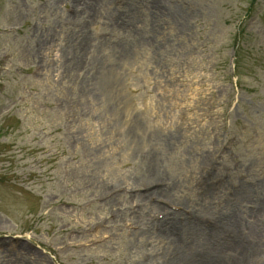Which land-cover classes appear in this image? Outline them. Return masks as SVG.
I'll use <instances>...</instances> for the list:
<instances>
[{"label": "rangeland", "instance_id": "1", "mask_svg": "<svg viewBox=\"0 0 264 264\" xmlns=\"http://www.w3.org/2000/svg\"><path fill=\"white\" fill-rule=\"evenodd\" d=\"M73 4L0 0V264H147L168 253L139 244L136 215L252 211L264 0H104L95 17ZM155 177L173 191H151Z\"/></svg>", "mask_w": 264, "mask_h": 264}, {"label": "bare ground", "instance_id": "2", "mask_svg": "<svg viewBox=\"0 0 264 264\" xmlns=\"http://www.w3.org/2000/svg\"><path fill=\"white\" fill-rule=\"evenodd\" d=\"M103 1L74 0L73 5L87 6V10L84 12L91 13L95 17L98 14V6ZM154 8L157 10L158 5H154ZM183 12L184 10H182L180 16L182 20L188 19V13L184 14ZM81 13L83 11L76 12L78 15ZM49 41L51 40L49 39ZM86 44L88 42L81 39L77 40L70 48L71 61L74 62L73 67L77 68V65L84 60V56L87 54V52H84L88 46ZM156 178L146 182L147 186L151 188V191L157 190L169 195L168 193L174 189V184L172 187L171 184L167 185L165 180ZM243 192L245 195L243 200L249 199V202L250 198H252L251 194H246L248 192L246 190ZM118 198L115 199L114 203L120 204L122 199ZM124 198L126 199L125 196ZM158 198H161V194H158ZM140 199V205H147V202H149L146 194L141 195ZM252 202H255V210L252 209L251 211L250 209L243 210L241 202L234 200L229 212L219 211L218 214L214 213L210 217L211 219L214 218L215 223L213 221L214 226H206L211 227L208 230H202L201 226L205 225L200 222H194L195 218H197V211L194 209L188 215L184 212L177 214V212L158 204L159 209L163 207L166 214L171 216H164L156 221L142 213L136 215L141 218L142 229L149 232L141 231L139 233L141 235L139 244H147L149 239H155L153 242L157 241L159 246L166 249V254L168 253L165 256L166 258H158L154 261H149L147 264H264V196H256V199ZM180 215H184L185 219L177 218ZM119 216L124 218L121 213ZM245 221H248V224L244 227L242 224ZM153 225H158L159 231H155V228L153 230ZM197 230L201 231L200 234H197V237L205 238L203 239L204 241L201 240L204 244L190 241ZM192 241L200 240L193 239Z\"/></svg>", "mask_w": 264, "mask_h": 264}]
</instances>
